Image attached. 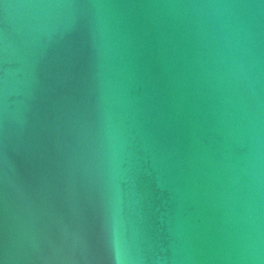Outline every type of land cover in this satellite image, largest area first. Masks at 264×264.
Masks as SVG:
<instances>
[{
  "label": "water",
  "instance_id": "1",
  "mask_svg": "<svg viewBox=\"0 0 264 264\" xmlns=\"http://www.w3.org/2000/svg\"><path fill=\"white\" fill-rule=\"evenodd\" d=\"M0 264H264V0H0Z\"/></svg>",
  "mask_w": 264,
  "mask_h": 264
}]
</instances>
